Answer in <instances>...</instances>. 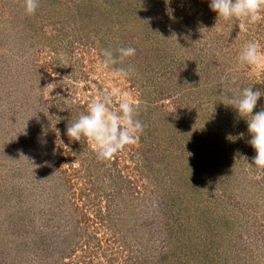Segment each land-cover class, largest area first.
Here are the masks:
<instances>
[{
  "label": "rangeland",
  "instance_id": "rangeland-1",
  "mask_svg": "<svg viewBox=\"0 0 264 264\" xmlns=\"http://www.w3.org/2000/svg\"><path fill=\"white\" fill-rule=\"evenodd\" d=\"M22 3L0 0V264H82L94 222L75 224L83 210L73 206L91 207L96 196L103 206L102 194L115 185L100 177L124 164L133 186L112 199L108 233L124 234L130 244L122 253L91 248L93 264H119L120 257L128 264H264V172L249 166L246 120L224 104L241 85L264 92V62L237 67L247 42L264 50V18L241 29L218 20L210 0H39L32 16ZM87 4L95 17L81 24L75 9ZM183 22L191 42L179 37ZM101 24L114 30L117 49H136L123 65L134 69L126 79L100 69L102 50H115L95 45L107 28L99 33ZM85 35L93 43L82 42ZM112 89L137 102L157 97L143 110L160 151L150 170L126 149L116 164L99 161L93 182L86 165L68 155L74 142L67 127L62 134L56 126L71 119L58 106L72 98L87 109ZM256 109L253 115L264 109V95ZM77 169L81 177L65 182Z\"/></svg>",
  "mask_w": 264,
  "mask_h": 264
},
{
  "label": "clouds",
  "instance_id": "clouds-1",
  "mask_svg": "<svg viewBox=\"0 0 264 264\" xmlns=\"http://www.w3.org/2000/svg\"><path fill=\"white\" fill-rule=\"evenodd\" d=\"M22 6L28 16L35 15L39 0H23ZM210 9L217 14V19L238 22L241 29L247 28L264 18V0H210ZM134 47H120L115 50L103 49L101 70H109L113 79H126L133 74L134 69L124 67L128 58L135 56ZM61 63L66 64V54L58 56ZM264 62V50L258 41L247 42L237 56V67H251ZM73 75V73H72ZM71 75V76H72ZM70 77V76H68ZM49 84L46 88H55ZM264 92L253 91V87L243 88L238 95L229 96L224 104L231 106L238 117L246 120L247 130L251 139L249 144L255 150V157L250 167L264 172V109L253 115L257 101ZM114 99L117 101L114 104ZM139 103L131 93H120L116 89L92 100L85 112L67 125L66 135L70 140H84L90 146L98 161L113 159L119 152L139 142L144 125L139 119ZM244 134L241 133L242 137ZM229 139H232L229 137ZM246 159V158H245Z\"/></svg>",
  "mask_w": 264,
  "mask_h": 264
},
{
  "label": "trees",
  "instance_id": "trees-1",
  "mask_svg": "<svg viewBox=\"0 0 264 264\" xmlns=\"http://www.w3.org/2000/svg\"><path fill=\"white\" fill-rule=\"evenodd\" d=\"M94 10H96V9H94L91 4H87L85 10H78L76 8L75 12L78 11L80 14V17L77 20V22L82 24V23L87 21L86 24H89L91 22L90 20H92V18L95 17ZM171 25H172V22H171ZM180 25H182V28H179V32H180L179 37L182 40H186V41L191 42V40H193L194 37L192 38L191 35L188 33V28H187L188 24L183 22V24H180ZM84 26H86V25H84ZM104 28H106V30L101 35L98 34V32L96 31L98 36L97 37L94 36V38H96L95 41L97 42V43H95V45L96 44L98 45V43H99V46H100V43L103 42V43L108 44L110 47H112V45H113V47H115V50H116L118 47V45H117L118 40H116V38L113 34L114 30L110 27L108 28V24H101L99 26V33L102 32ZM84 33H85V31H82V35H84ZM86 38L87 39L82 40V42L85 43V42L90 41V43H93L91 40H89L88 35L86 36ZM96 47H98V46H96ZM96 47H95V49H96ZM113 49L114 48H112V50ZM115 50H113V51L115 52ZM246 87H248V86L241 85L240 89L237 90L236 92L239 93L243 88H246ZM149 96L150 95H148V94L144 97L142 95V97L140 98L141 100L138 102L139 103L138 119L144 125H146V127L144 128L143 134L140 136V139L138 142V147L136 146V148H134V145H132V146H129L128 148H126V150H128V152L131 153V154H129L128 157H134L135 155H138V162H142L143 166L144 167L146 166L150 170L151 167H155V165H157L156 162L153 161V159L157 158L158 152L160 150L157 151L158 146L155 143H153V138L152 137L148 138L149 134L152 133V131H150V126H149L148 121H146V118L151 119V117H150V114L148 112H145L146 110H143V108H148V110H149V108H152L155 105L154 100L157 98V97L156 98L154 97V98L150 99V98H148ZM58 108L62 109V112H61L62 116L61 117L66 118V119H73V120H75L81 113L86 111L84 106H81L78 102H75V101L73 102L72 98L69 99V101H67V103L61 101ZM254 110H257V109L255 108ZM181 116H182L181 119L185 118L184 113H181ZM62 121L63 120H60L59 123H57L58 127L56 126V128L63 129V130L59 129V130H61V133L63 134L65 131L64 127H67L68 123L66 121H65V123H62ZM242 121H244V119H242ZM240 124H243V123H240ZM240 124H238L237 126H239ZM245 128H247V127H245ZM201 140L202 139H200V141ZM73 142H74L73 143V152L72 153L68 152V155L71 157L77 156L79 163L86 165L85 171L87 172L89 179L90 180L92 179V181L95 182L96 180L99 179L97 172L100 169V166H98L99 161L96 158V154L94 153L93 149L90 146H87V144L84 140H81L80 142H77V141H73ZM255 154L256 153L254 150L253 155H252V160H253ZM113 160H114V158L112 159V163L116 164L117 160L116 161H113ZM159 163H160V160H159ZM128 167L129 166H127V164H124V166H122L121 168L116 167L115 172H113V170H111V169H106L103 171V174L100 178H102L105 174L108 177V179L111 180V182L115 185V187L113 189H110L109 192H105V194H102L103 200H104L103 206H101V204H100L101 202L97 198L96 195L95 196H96L97 200L95 201L94 199H92V204L90 205L91 207L85 206V208L82 209V208H78L79 207L78 205L73 206V207H75L74 211L77 213H78V211L83 210V213L81 215L83 217V219L82 220H75L74 221L75 224L77 223L79 226L81 225L83 227V229H85V227H88L86 224L87 222H90V224H91V221L94 222V225L90 226L92 228V230H89L88 228H86V231H88V234H86V238L84 239L85 242L83 241L84 247H82V248H84L85 250L86 249L89 250V252H86V251L83 252L84 255L81 257L82 259L79 260V262L82 264H93L94 263V257H97L98 254L97 255L95 253L93 254L91 248H94V250L100 251L102 254H105V251L112 249L114 246V247H119L120 249H122V251H120V253H122L123 251L126 250V247L130 244L129 241L126 240V237L124 236V234L118 235L113 230H112L113 232L108 233V230L112 229L111 222H110L112 220L111 219V217H112L111 213L113 211L111 208L112 199L114 200V198H116L117 196L119 197L120 195H124V193L127 192V190L130 188V186H133V182H132L133 179H132L131 175L127 174V172H126V168H128ZM71 172H72L71 174L70 173L66 174V176H65L66 181L65 182H72V181H74L73 179H75L76 177H81V176H79V175H81V173H79V169L72 170ZM216 180L219 181V178H216ZM94 186L95 185L93 183V187ZM93 190H96V188H94ZM89 208H91V209L89 210ZM85 209H87V210H85ZM92 213H93V216L91 215ZM82 221H83V223H82ZM100 229H104L107 232L102 233ZM75 247L76 246L72 247V252L76 251ZM139 260H140V258H138V260L135 259V262H130L129 264H141L142 261H139ZM127 261H128V259H122L120 257L119 264H128ZM129 261H134V260H132L131 257H129ZM105 262H107L108 264H111L112 261L110 258H107V259H105ZM77 263H78V261L76 259H73V260L71 259L67 264H77ZM95 264H96V262H95ZM98 264H101V263L98 262Z\"/></svg>",
  "mask_w": 264,
  "mask_h": 264
}]
</instances>
